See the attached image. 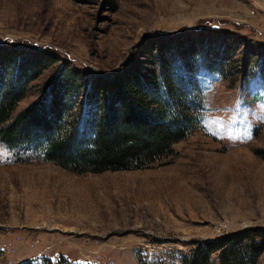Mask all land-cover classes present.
<instances>
[{
    "label": "rangeland",
    "instance_id": "obj_1",
    "mask_svg": "<svg viewBox=\"0 0 264 264\" xmlns=\"http://www.w3.org/2000/svg\"><path fill=\"white\" fill-rule=\"evenodd\" d=\"M34 54L44 70L16 114L62 71L77 115L91 90L158 74L161 56L187 81L194 130L174 156L100 174L0 142V264H186L204 241L264 230V0H0V64Z\"/></svg>",
    "mask_w": 264,
    "mask_h": 264
},
{
    "label": "trees",
    "instance_id": "obj_2",
    "mask_svg": "<svg viewBox=\"0 0 264 264\" xmlns=\"http://www.w3.org/2000/svg\"><path fill=\"white\" fill-rule=\"evenodd\" d=\"M201 51L206 61L210 50ZM41 56L8 55L5 66L0 64V142L12 150L37 153L38 160L76 174L137 170L174 156V146L194 130L182 95L187 81L169 74L161 56L158 74L135 75L129 82L113 79L114 93L103 99L89 90L77 115L72 114L77 80L62 71L51 79L41 101L16 114L27 87L44 70ZM214 67L224 72L225 65ZM172 95L183 101H173ZM263 252L264 230L247 229L204 241L186 264H211L216 254L220 264H256Z\"/></svg>",
    "mask_w": 264,
    "mask_h": 264
},
{
    "label": "snow or ice",
    "instance_id": "obj_3",
    "mask_svg": "<svg viewBox=\"0 0 264 264\" xmlns=\"http://www.w3.org/2000/svg\"><path fill=\"white\" fill-rule=\"evenodd\" d=\"M237 111L239 112V105L237 106Z\"/></svg>",
    "mask_w": 264,
    "mask_h": 264
},
{
    "label": "built area",
    "instance_id": "obj_4",
    "mask_svg": "<svg viewBox=\"0 0 264 264\" xmlns=\"http://www.w3.org/2000/svg\"><path fill=\"white\" fill-rule=\"evenodd\" d=\"M253 1H256V0H253Z\"/></svg>",
    "mask_w": 264,
    "mask_h": 264
}]
</instances>
